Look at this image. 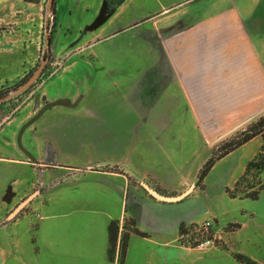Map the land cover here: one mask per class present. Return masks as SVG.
Returning <instances> with one entry per match:
<instances>
[{
    "label": "crops",
    "instance_id": "1",
    "mask_svg": "<svg viewBox=\"0 0 264 264\" xmlns=\"http://www.w3.org/2000/svg\"><path fill=\"white\" fill-rule=\"evenodd\" d=\"M54 1L47 46L43 0H0V86L51 57L33 110L0 127V264H118L124 234L121 264H264V168L237 182L262 138L196 183L212 144L264 113V0ZM233 155L235 195L216 203ZM31 195L35 212L4 211ZM211 218L217 247L178 243Z\"/></svg>",
    "mask_w": 264,
    "mask_h": 264
},
{
    "label": "rangeland",
    "instance_id": "2",
    "mask_svg": "<svg viewBox=\"0 0 264 264\" xmlns=\"http://www.w3.org/2000/svg\"><path fill=\"white\" fill-rule=\"evenodd\" d=\"M46 2H47V0H43L44 10H46L49 13L48 19L46 21V23H47L46 25H47V28H48L46 33H49L50 23L52 22V19H51L52 18V14L50 12L51 9H47ZM46 33H45V35H46ZM45 35H44V43L46 45ZM1 48H2V40H0V49ZM45 51H47V47L45 48ZM39 61H38V63H39ZM37 65H36V67H37ZM11 85H13V84H11ZM8 86H10V85H8ZM8 86H3V85L0 86V91L5 89ZM32 87H30L27 92L21 93L20 95H18L19 93H16V90L8 94V95H10L9 98L6 99L8 101L5 102L4 104L0 105V127L5 122H7L9 119H11L12 117H14V116H24V115L28 114V112L33 110V108H34L33 106H34L35 102H30L29 101L30 100L29 94L31 93ZM260 116H264V113L262 115H260ZM259 117L255 118L254 120L250 121L249 123H247L245 125H242L241 127L237 128V129H235L234 131H232L231 133L226 135L223 139H220V140L216 141L215 144H212V148L216 147V148H214V150L216 151L218 145H222L223 143H227V142H230V141H237L242 136V134L245 131H247V129L251 128L257 122ZM257 137L262 138L261 135H257ZM233 157H234V155L232 156V161H230V159L225 161L226 166H227V180H226V183H221L220 185L216 184V186L212 187L211 195L213 197L214 202H216V203H218L219 200H223V198H225V197L226 198H231V197H234V195H235V187H236L235 180H236V177H238V173L235 170H232L230 168L231 166H233V162H234L233 161ZM250 161H253V159L250 160ZM250 169L246 171V168H245L244 175H242L241 177L237 178L238 179L237 182H239L241 180L243 181L245 179L248 180V178L256 177L257 173H258L257 167H251ZM5 174H7V176L10 175L9 172L0 173V179L4 178ZM196 181H197L196 182L197 185H200V187H203V184L205 182L204 178L202 180H199V181H198V178H197ZM5 191H6L5 187L3 189H0V195H1L2 200H4L3 196L5 195ZM10 200H11V198L6 200V201L8 202ZM31 201L26 203V204H24L22 207H19L20 203L18 205L17 204L16 205L13 204L11 206L12 208L10 210H4V211H11L12 214L10 216H12L15 212L21 213L23 211H26V212H29V213H33V212H35V210H33V208L31 207ZM212 206L216 207L217 204L213 203ZM211 219H212L211 222H212V225L214 226V229H218V227L220 225L218 219L217 218H211ZM229 227H232V226L231 225H227V228H229ZM217 235H219L218 232H217Z\"/></svg>",
    "mask_w": 264,
    "mask_h": 264
},
{
    "label": "trees",
    "instance_id": "3",
    "mask_svg": "<svg viewBox=\"0 0 264 264\" xmlns=\"http://www.w3.org/2000/svg\"><path fill=\"white\" fill-rule=\"evenodd\" d=\"M51 14H52V21H54V14H55V1L53 2V6L51 9ZM52 27L49 28V38L51 41V34H52ZM50 45V42L48 46ZM42 57H46L49 61L51 59L49 52H42L40 59ZM46 67V65H45ZM44 67V69H45ZM35 69V68H34ZM33 69V70H34ZM43 69V71H44ZM33 70L29 71L23 78H21L18 82H16L13 85H10L6 87L5 89L0 91V97H3L5 95H8L9 93L15 91L22 83H24L30 74L33 72ZM42 71V73H43ZM41 73V75H42ZM41 75L25 90L20 92L18 95L21 93H25L29 90L30 87L34 86L40 79ZM8 100H5L3 102H0V105L4 104ZM261 135L263 143L261 145L260 151L256 154V156L253 158V161H250L247 166H246V171L249 170L251 167H257L258 172L261 171L264 168V116H260L257 120V122L247 131H245L242 136L237 140V141H230L227 143H223L222 145H218L217 150L212 152V155L206 160L204 163L203 167L201 168L199 174H198V181L202 180L204 176L208 173L210 168L213 166V164L232 151L234 148L242 145L243 143L247 142L248 140L252 139L253 137ZM251 170V169H250ZM133 232L139 235H143L142 233L138 232L136 229H133ZM117 233H118V223L117 221H111L109 226H108V238H109V248H108V256L110 259L113 258L114 251H115V246H116V241H117ZM126 242H127V234H124L121 238V243H120V261L118 264L122 263L123 256L125 254L126 250ZM236 259L239 260L242 264H258L251 258L242 255V254H236L235 255Z\"/></svg>",
    "mask_w": 264,
    "mask_h": 264
},
{
    "label": "built area",
    "instance_id": "4",
    "mask_svg": "<svg viewBox=\"0 0 264 264\" xmlns=\"http://www.w3.org/2000/svg\"><path fill=\"white\" fill-rule=\"evenodd\" d=\"M220 242L221 238L213 230L211 220L190 222L182 227L178 235L181 246L200 250L217 247Z\"/></svg>",
    "mask_w": 264,
    "mask_h": 264
},
{
    "label": "water",
    "instance_id": "5",
    "mask_svg": "<svg viewBox=\"0 0 264 264\" xmlns=\"http://www.w3.org/2000/svg\"><path fill=\"white\" fill-rule=\"evenodd\" d=\"M53 2H54V0H47V2H46V7H47V9H52V6H53ZM96 24H98V21L96 22V23H94V25H96ZM47 25H46V27H45V30L47 31ZM45 42H46V44H47V46H48V44H49V42H50V38H49V33H46V35H45ZM47 58L46 57H42L41 58V60L39 61V63H38V65H37V67L33 70V72L31 73V75L28 77V79L24 82V83H22L17 89H16V93H20V92H22L23 90H25L26 88H28L40 75H41V73H42V71H43V69H44V67H45V64H46V62H47ZM9 96L10 95H5V96H3V97H0V102H3V101H5L6 99H8L9 98ZM56 104V102H48V103H46V104H44L43 105V107H41L40 109H39V111L35 114V116L26 124V125H28L29 123H31L33 120H34V118H36L37 116H39L44 110H46L47 108H49V107H51V106H53V105H55ZM26 125H24V127L26 126ZM23 127V128H24ZM237 128H239V127H235L234 128V130L235 129H237ZM141 185L144 187V189L148 192V193H150L152 196H154V197H156L157 199H160V200H163V201H178V200H180L182 197H184L185 196V194L186 193H184V194H181V195H178V196H164V195H161V194H159L156 190H154V189H152L150 186H148L147 184H145V183H141ZM32 197V195L31 196H29V197H27L24 201H22L20 204H19V207H22L24 204H26L28 201H29V199Z\"/></svg>",
    "mask_w": 264,
    "mask_h": 264
}]
</instances>
